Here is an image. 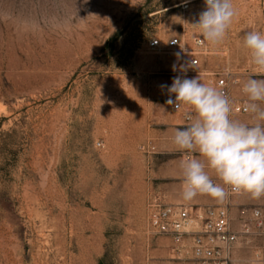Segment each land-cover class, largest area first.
Segmentation results:
<instances>
[{"label":"rangeland","instance_id":"obj_1","mask_svg":"<svg viewBox=\"0 0 264 264\" xmlns=\"http://www.w3.org/2000/svg\"><path fill=\"white\" fill-rule=\"evenodd\" d=\"M233 5L224 41L199 47L193 24L204 0H0V264H187L151 233L149 200L224 202L182 198L181 161L199 154L172 142L190 109L166 104L175 99L168 87L176 76L215 87L227 70L240 79L233 97L248 102L243 84L264 74L243 41L264 33V0ZM175 38L180 48L168 49ZM234 119L255 123L250 114ZM230 204L238 228L264 196ZM258 253L264 259L263 239L241 238L233 264Z\"/></svg>","mask_w":264,"mask_h":264},{"label":"clouds","instance_id":"obj_2","mask_svg":"<svg viewBox=\"0 0 264 264\" xmlns=\"http://www.w3.org/2000/svg\"><path fill=\"white\" fill-rule=\"evenodd\" d=\"M204 2L206 9L193 26L203 41L215 47L224 41L237 11L233 0ZM243 44L258 74H264V33L248 32ZM176 55L179 57L180 53ZM242 91L248 101L244 110L253 117V124L233 119L229 97L222 90L201 82L199 76L192 79L176 76L168 87L175 99L170 95L166 104L173 105L176 111L190 109L185 112L187 126L174 132L172 142L177 150L199 154L198 157L188 155L181 161L184 200L208 195L223 203L232 194H248L253 199L264 196V108L258 103L264 102V79L250 77ZM206 169L213 171L221 183H216Z\"/></svg>","mask_w":264,"mask_h":264},{"label":"built area","instance_id":"obj_3","mask_svg":"<svg viewBox=\"0 0 264 264\" xmlns=\"http://www.w3.org/2000/svg\"><path fill=\"white\" fill-rule=\"evenodd\" d=\"M195 43L199 47L204 46L202 39H196ZM162 45L159 40L149 43L153 50L160 49ZM180 46L177 38L167 43L168 49H178ZM190 61H193L192 66ZM190 61V67L199 64L196 58ZM215 77V87L232 102V118L249 114L244 110L247 102L236 99L232 94L234 85H238L240 79L228 72H218ZM239 195H230L222 205L192 208L166 204L160 195H155L148 203L149 229L154 235L170 239L174 243V251L178 255H185L187 264H233V255L241 238L264 240L262 207L252 208L240 227L235 226L230 201ZM251 264H264L263 256L258 253Z\"/></svg>","mask_w":264,"mask_h":264},{"label":"bare ground","instance_id":"obj_4","mask_svg":"<svg viewBox=\"0 0 264 264\" xmlns=\"http://www.w3.org/2000/svg\"><path fill=\"white\" fill-rule=\"evenodd\" d=\"M203 54H204L205 56H210V55H211V54L209 53L208 50H205V51L203 52Z\"/></svg>","mask_w":264,"mask_h":264},{"label":"crops","instance_id":"obj_5","mask_svg":"<svg viewBox=\"0 0 264 264\" xmlns=\"http://www.w3.org/2000/svg\"><path fill=\"white\" fill-rule=\"evenodd\" d=\"M245 201V200H244ZM241 202V201H240Z\"/></svg>","mask_w":264,"mask_h":264}]
</instances>
